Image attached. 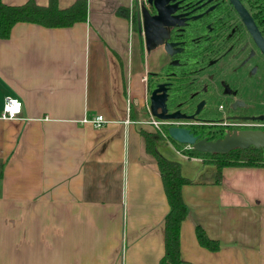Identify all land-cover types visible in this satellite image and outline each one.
I'll return each instance as SVG.
<instances>
[{"label":"crops","instance_id":"0c3cea01","mask_svg":"<svg viewBox=\"0 0 264 264\" xmlns=\"http://www.w3.org/2000/svg\"><path fill=\"white\" fill-rule=\"evenodd\" d=\"M136 1L88 0L87 21L18 22L0 38V264L160 263L170 205L142 134L154 131L145 77L159 63L141 49ZM7 96L23 101L17 118L1 117ZM158 149L192 180L182 264H264V166L225 167L217 181L214 164L169 139ZM198 225L219 250L199 243Z\"/></svg>","mask_w":264,"mask_h":264},{"label":"flooded vegetation","instance_id":"af4514ba","mask_svg":"<svg viewBox=\"0 0 264 264\" xmlns=\"http://www.w3.org/2000/svg\"><path fill=\"white\" fill-rule=\"evenodd\" d=\"M155 1H138L135 18L139 28L144 7L152 17L161 3L170 11L150 51L140 34L143 53L159 63L147 78L149 94L164 84L166 114H176L167 121L211 140L264 131V0Z\"/></svg>","mask_w":264,"mask_h":264},{"label":"trees","instance_id":"16d2710c","mask_svg":"<svg viewBox=\"0 0 264 264\" xmlns=\"http://www.w3.org/2000/svg\"><path fill=\"white\" fill-rule=\"evenodd\" d=\"M88 11V0H75L65 8L59 6L58 0H49L47 5L38 4L35 0H28L23 4H8L0 0V38H9L13 27L18 22H31L46 27H69L77 22L87 21ZM119 12L121 11L119 10ZM169 126L170 123L163 124L161 130L156 131L143 129L142 134L145 137L147 152L153 154L157 159L170 205V210L165 217V251L159 264H182L181 225L188 214L182 188L185 184L191 183L192 180L183 174L180 161L168 158L159 151L158 143L169 138L177 149L185 155L200 157L204 162L214 164L217 167V181L220 180L225 167L264 166V148H256L252 145L248 148H235L228 153L199 151L188 144L179 143L172 139L168 133ZM191 131L195 134L197 132L194 128ZM196 235L202 246L212 251L219 250L220 241L211 238L202 226L196 227Z\"/></svg>","mask_w":264,"mask_h":264},{"label":"water","instance_id":"95a60500","mask_svg":"<svg viewBox=\"0 0 264 264\" xmlns=\"http://www.w3.org/2000/svg\"><path fill=\"white\" fill-rule=\"evenodd\" d=\"M152 1V0H149ZM155 2H158L156 0ZM158 5V4H157ZM161 3L159 13L156 16H151L147 8H143L139 13V34L144 36L147 51L151 50V39L155 30H161L163 24H168L167 18L170 14ZM157 20V22H156ZM161 39L158 44L162 43ZM166 91L165 85L160 84L154 89L150 96V113L152 116L161 120H172L176 114H166ZM161 109V111H159ZM169 136L179 143L188 144L194 149L212 153H228L235 148H248L254 146L256 148H264V131L263 130H242L227 134L223 138L216 140L208 139L207 137L199 138L190 128L185 126L170 125L168 129Z\"/></svg>","mask_w":264,"mask_h":264},{"label":"built area","instance_id":"2783aa9c","mask_svg":"<svg viewBox=\"0 0 264 264\" xmlns=\"http://www.w3.org/2000/svg\"><path fill=\"white\" fill-rule=\"evenodd\" d=\"M147 80V76L145 77ZM150 104V103H149ZM18 106V107H17ZM23 109V101L19 97L16 96H7L4 101L3 110L1 113V117L4 119H14L19 116ZM148 110L150 112V108L148 105ZM151 114V113H150ZM150 120H148L149 125L154 127V131L161 130L162 125L166 123H171L167 120L158 119L151 114ZM95 127H101L105 124L106 120L103 115H96L93 119H91Z\"/></svg>","mask_w":264,"mask_h":264},{"label":"rangeland","instance_id":"374dc122","mask_svg":"<svg viewBox=\"0 0 264 264\" xmlns=\"http://www.w3.org/2000/svg\"><path fill=\"white\" fill-rule=\"evenodd\" d=\"M138 1H140V0H137L136 1V3L138 2ZM136 6V5H135ZM136 8V7H135ZM147 112V111H146ZM145 112V116H146V118L148 119V120H150V119H152L151 118V114H150V112H147L146 113ZM184 123L183 122H181V121H171V123H170V125H178V126H184L183 125ZM151 130H153L154 129V127H151L150 128ZM165 139H169V138H165ZM170 141H171V139H169ZM173 143V142H172ZM174 144V143H173ZM176 147V146H175Z\"/></svg>","mask_w":264,"mask_h":264},{"label":"snow or ice","instance_id":"6c2138e0","mask_svg":"<svg viewBox=\"0 0 264 264\" xmlns=\"http://www.w3.org/2000/svg\"><path fill=\"white\" fill-rule=\"evenodd\" d=\"M18 107V106H17Z\"/></svg>","mask_w":264,"mask_h":264}]
</instances>
